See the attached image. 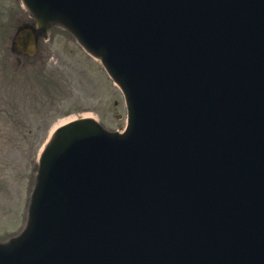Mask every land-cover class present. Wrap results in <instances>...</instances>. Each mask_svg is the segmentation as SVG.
I'll list each match as a JSON object with an SVG mask.
<instances>
[{
  "label": "water",
  "instance_id": "water-1",
  "mask_svg": "<svg viewBox=\"0 0 264 264\" xmlns=\"http://www.w3.org/2000/svg\"><path fill=\"white\" fill-rule=\"evenodd\" d=\"M175 3L184 9V13L179 14V18L162 13L154 19L148 30L154 33L145 37L147 39L152 36L149 49H142V38L130 45L132 52H141L142 62L144 63L142 65L145 72V64H149L152 67L150 55H158L157 52L174 54L175 50L167 47V44L170 43L172 46L175 45L177 47V57L185 60L186 63H189L194 57V53L204 56L203 60L207 65L199 71L204 79L210 80L214 78L219 84L235 78V84H239L244 80L246 75L253 78L264 77V45L261 44L258 36V33L264 35V22L260 29V24H255L250 16L236 14L231 6L223 3L221 0L210 2L208 6L199 8L197 13L190 9L187 3L181 2V0H177ZM233 7L236 8L238 5L235 3ZM258 9L256 7V10ZM227 10L234 11L233 17L236 19L234 22L237 24V27H232L228 24L223 27L214 22L207 24L208 19L212 17L218 20H226ZM244 17L250 18L243 19ZM246 36H248V39L244 41L243 38ZM186 67V65L183 66L184 69ZM178 71L182 72L181 69ZM118 77L121 79L120 76ZM123 81L127 84L126 79H123ZM233 102L231 103L232 107L235 106L233 105L235 104V100ZM253 104L254 101L252 99L243 101L244 106H251ZM237 108L241 109L239 106ZM133 111L134 127L137 118L135 106H133ZM58 145L59 147L51 155H54L65 146V142L61 137L55 142V147ZM249 162L254 166L258 175L256 172L250 173L247 176L248 180L246 183L253 181L252 185L261 187V190L256 191L255 195H257V198L251 206L246 208L241 216L230 224H232L237 237L249 242H262L264 241V161L260 160V156H256ZM145 176L151 180L149 181L150 183H156L159 180V175L154 176V178L148 174H145ZM144 186L145 184L140 182L139 189L144 201L146 202V199L151 197L153 198L150 202L152 206H158L160 200L156 199L157 196L150 195ZM249 188L244 183L236 187H226L222 191V196L227 199V202L233 203L234 198L239 195V191H242L243 195L247 197L245 194ZM197 195L205 200V206L217 200L216 196L203 191H199ZM162 196L158 195L160 198ZM189 200L192 201L191 199ZM179 204L184 207L183 203ZM220 234L221 232L216 235L214 234L213 237H209L208 239L209 247L207 252L217 258L214 264H223V256L220 253L226 246L228 247L229 244H232L236 248L235 242L230 236L227 238L225 235ZM169 236L175 237L176 235L172 233L166 235V237ZM178 237L176 236V238ZM179 238L181 239V237ZM195 248H199V245H196ZM227 251L234 253L236 249L232 248Z\"/></svg>",
  "mask_w": 264,
  "mask_h": 264
},
{
  "label": "rangeland",
  "instance_id": "rangeland-1",
  "mask_svg": "<svg viewBox=\"0 0 264 264\" xmlns=\"http://www.w3.org/2000/svg\"><path fill=\"white\" fill-rule=\"evenodd\" d=\"M15 5V0H0V4L4 5ZM67 34L63 31H56L53 34L52 39L47 43L49 50L52 51L53 56L61 58V63L56 62V59L51 60V66L59 67L61 70L60 84L65 87L62 96L64 97L68 108L66 111L76 112V113H93L96 116H99L102 121L108 123L107 125L112 127H123L126 120V108L124 104V99L121 92L118 88L114 86V89L110 86V83L107 82V79L101 80L106 83L102 89L96 86L93 82L96 83L94 77L97 75L96 70L93 69L95 66L90 67L87 62L80 58V54L77 51H74L73 56L65 53L68 51V48L79 47L76 42L71 38L69 39ZM68 47V48H66ZM79 49V48H78ZM80 50V49H79ZM4 54V52H0ZM51 66L49 68H51ZM49 68H46L38 76L41 79H44L46 73H48ZM65 70V72H64ZM67 73V74H66ZM110 86L111 92H106L108 90V85ZM66 97V98H65ZM117 100V104L115 103ZM124 108V109H123ZM58 111L53 110L51 114H56ZM118 113H122L121 116H117ZM33 142V141H32ZM0 223V234L6 235L12 230V227L9 226V220H5ZM5 223V224H4ZM3 225L4 228H1ZM16 227V226H13Z\"/></svg>",
  "mask_w": 264,
  "mask_h": 264
},
{
  "label": "bare ground",
  "instance_id": "bare-ground-1",
  "mask_svg": "<svg viewBox=\"0 0 264 264\" xmlns=\"http://www.w3.org/2000/svg\"><path fill=\"white\" fill-rule=\"evenodd\" d=\"M68 119V118H67ZM63 121H66V120H63Z\"/></svg>",
  "mask_w": 264,
  "mask_h": 264
}]
</instances>
